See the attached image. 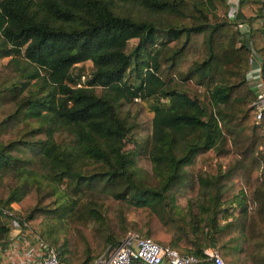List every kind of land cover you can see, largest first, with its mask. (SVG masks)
I'll return each instance as SVG.
<instances>
[{
  "label": "trees",
  "instance_id": "obj_1",
  "mask_svg": "<svg viewBox=\"0 0 264 264\" xmlns=\"http://www.w3.org/2000/svg\"><path fill=\"white\" fill-rule=\"evenodd\" d=\"M237 4L247 42L227 0H0V57L26 65L0 78V180L18 182L0 198V244L1 209L21 202L16 215L77 264L131 232L200 258L216 242L225 264H264V148L247 80L252 49L264 84V0ZM86 60L94 70L77 87L70 70ZM149 98L151 132L124 150L139 134L120 108ZM147 148L155 179L134 167ZM213 156L227 158L222 170ZM230 197L257 205L217 227L216 204Z\"/></svg>",
  "mask_w": 264,
  "mask_h": 264
},
{
  "label": "built area",
  "instance_id": "obj_2",
  "mask_svg": "<svg viewBox=\"0 0 264 264\" xmlns=\"http://www.w3.org/2000/svg\"><path fill=\"white\" fill-rule=\"evenodd\" d=\"M236 3V4H235ZM229 3V16L235 21L236 15L239 13L237 2ZM232 6H234L232 8ZM239 28L243 29L244 41L247 42L248 32L244 24H240ZM250 70L247 74L249 83L253 79H261L260 59L258 55L251 49L250 53ZM83 73L77 87H81L86 80ZM135 98V101H138ZM256 110L255 124L261 127V136L264 148V126L262 125V114L264 110V89L256 92V98L252 103ZM229 220L235 215L236 210L229 208ZM2 219L8 228L6 241L0 244V255H7L10 264H61L55 248L43 240L31 225L20 219L13 209H1ZM217 223L223 224L221 219H217ZM11 231H15V235H10ZM21 236V239H19ZM27 236L34 240L31 243L27 240ZM205 257L200 258L192 254H183L177 248L172 247L168 243H159L151 237H144L138 233H128L121 243L107 252L103 253L94 264H132L138 260L144 264H225L216 247H209L204 250ZM0 264L2 262L0 261Z\"/></svg>",
  "mask_w": 264,
  "mask_h": 264
},
{
  "label": "rangeland",
  "instance_id": "obj_3",
  "mask_svg": "<svg viewBox=\"0 0 264 264\" xmlns=\"http://www.w3.org/2000/svg\"><path fill=\"white\" fill-rule=\"evenodd\" d=\"M235 2H237V0H234V1L232 0L229 3H231V4L233 3V5H234ZM233 7L234 6H232V8ZM117 10L120 13H124V14L129 12L133 16H137V17H145L147 15L143 10H139L138 8H135V7L130 6V5H125L123 7H119V8H117ZM239 11L241 14L240 17H235L236 27H238V24H241L245 18V17H243L241 9H239ZM216 12L220 17L223 16V13L221 11L218 10ZM244 38H245V36L243 35V37H241L240 39H242V41H244ZM135 43H136V39H132L128 42V44L126 46V52L127 53L131 52ZM17 56L18 55H16V58H13V59H12L13 56L0 57V78H4V79L8 80L10 83L15 81V78H17L19 73L22 72L26 66L25 64L21 63L19 57H17ZM19 56H22V54L20 53ZM93 70H94V68H93L92 60H86L83 65H75V66H73V68H71L70 78L73 79V82H75L74 84L77 86L76 83L80 81V78L78 80V75L79 74L82 75L84 73L87 76L86 77V79H87L91 75ZM25 71H27V70H25ZM41 73L43 75V70H41ZM130 81H133L132 76L130 77ZM34 83H35V80L30 81V84H34ZM83 85H85V84H83ZM162 99H160V101L165 102V97H163ZM136 102H141V100H138ZM153 103H155L154 98H149V99L143 101L144 108H142L139 111L136 108H132L129 104L125 105L123 108H120L121 115L126 119L127 123L130 126L132 124L135 125L134 128H137L138 134H139V136H133L132 135L133 132H130L127 134L126 138L124 139V147H123L124 150L139 151L140 148L138 146L136 138H140L141 141H144L146 134H148V135L150 134V132H151V118L153 117V114H154L152 109H151ZM32 125H36V123L32 122ZM147 142H148V139H147ZM145 147H143V148L145 149ZM149 150H150V148H149ZM226 160H227L226 157H214L213 156L214 164H216V165L219 164L221 167V170L224 168ZM81 163H82V158H79L77 164H81ZM134 167L137 168L136 170H137L138 174L143 175L145 178H147V179H155L156 178V172L153 170L152 162H150V160H149L148 148L146 151V156H145V154H141L140 156L137 157V160L135 161ZM17 183L18 182L15 178H13V179L11 177L2 178L0 180V198L5 197V194L8 191V189L11 186H15ZM195 187H196V185H195ZM242 190H243L242 192L246 193V188H243ZM188 194L190 197H194L195 191H189ZM199 200L201 201L202 198H200ZM232 201H233L232 197L222 198V200L219 201L218 204H216L215 220H216L217 227L221 228L222 226H224V224H220V223L218 224L217 223V218L219 217V214H221L222 212H226L227 211L226 208H230V206L232 204H236L239 206V204L232 202ZM256 205H257L256 201H250V202L248 201V203L245 205L246 206L245 212H250L253 208H255ZM247 206H249V209H247ZM11 207L15 212H17L19 214L25 212L24 207L22 206L21 202L12 203ZM243 212H244V210H243ZM62 222L64 223L63 227L68 225L66 219L62 220ZM51 223H54V221L51 220ZM60 233H61L60 231H59V233L57 232V236L59 234V242H62V238H60ZM47 241L50 242L49 240H47ZM51 244L55 248L56 252L59 254V257L61 256V258H60L61 264H77V259H75V257L71 258V256H69L67 254L60 255V251L57 248V246L53 243H51ZM58 244H60V243H58Z\"/></svg>",
  "mask_w": 264,
  "mask_h": 264
},
{
  "label": "crops",
  "instance_id": "obj_4",
  "mask_svg": "<svg viewBox=\"0 0 264 264\" xmlns=\"http://www.w3.org/2000/svg\"><path fill=\"white\" fill-rule=\"evenodd\" d=\"M230 1H232V0H230ZM236 17H240L239 13L236 15ZM84 63L85 62H83V63H77L76 65H83ZM250 82L251 83L248 82V84H249L250 88H252L255 93L261 91L262 89H264V84L262 82V79H260V80L259 79H253V80H250ZM168 101H169V99L168 98H165V102H168ZM245 207L246 206H243V205L242 206L241 205L238 206L236 204H232L230 206V208L236 210V213H235V215L232 216V219L231 220H233L234 218H237V217L241 216V214L243 213V210L245 211ZM226 209H227V211L226 212H222L221 214H219V217L217 218V219H221L222 222H224L223 223L224 225L226 223H228L229 221H231V220L228 219L229 218V210H228L229 208H226ZM247 209H249V206H247ZM15 234H16L15 231H11L10 232V235H12V236L15 235ZM19 239H21V236H19ZM26 239L29 240L31 243L34 242V240L32 239V237H30V236H27ZM213 243L215 244L214 247H216L218 249V243H216V242H213ZM247 245H250L249 242L248 243L245 242L242 247L244 248ZM211 247H213V246L211 245ZM205 249H207V248H205ZM241 255H243V254H240V256ZM0 261L2 262V264H10V260H9V258H8L7 255H3V256L0 255Z\"/></svg>",
  "mask_w": 264,
  "mask_h": 264
},
{
  "label": "water",
  "instance_id": "obj_5",
  "mask_svg": "<svg viewBox=\"0 0 264 264\" xmlns=\"http://www.w3.org/2000/svg\"><path fill=\"white\" fill-rule=\"evenodd\" d=\"M240 32H243V29H242V28H240ZM212 246L214 247V246H215V244L213 243V244H212Z\"/></svg>",
  "mask_w": 264,
  "mask_h": 264
}]
</instances>
